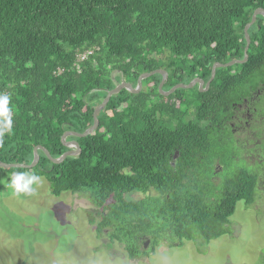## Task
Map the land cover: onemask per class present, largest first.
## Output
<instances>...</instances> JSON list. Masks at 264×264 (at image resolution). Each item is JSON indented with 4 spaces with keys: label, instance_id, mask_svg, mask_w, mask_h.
Masks as SVG:
<instances>
[{
    "label": "trees",
    "instance_id": "obj_1",
    "mask_svg": "<svg viewBox=\"0 0 264 264\" xmlns=\"http://www.w3.org/2000/svg\"><path fill=\"white\" fill-rule=\"evenodd\" d=\"M259 8L264 0H0V93L11 96L13 115L0 161L31 164L37 146L60 157L69 150L67 131L93 125L94 110L114 88L111 72L135 73L136 83L157 69L154 55L165 50L184 64L192 59L188 70L209 81L215 63L244 58V29ZM249 35L248 60L218 68L194 103H184L180 90L170 98L181 103H146L152 94L165 99L159 76L144 94L113 96L90 135L69 137L81 147L77 157L54 164L40 150L34 168L0 170H29L47 179L52 195L77 193L107 209L97 234L109 228L111 244L123 245L130 258L144 253L145 237L153 249L162 239L209 244L227 234L238 202L251 205L256 197L258 174L246 168L218 187L209 179L223 157L218 128L232 103L264 78V17ZM88 49L94 53L77 61ZM176 81L183 79L169 85ZM133 192L145 197L126 200Z\"/></svg>",
    "mask_w": 264,
    "mask_h": 264
},
{
    "label": "rangeland",
    "instance_id": "obj_2",
    "mask_svg": "<svg viewBox=\"0 0 264 264\" xmlns=\"http://www.w3.org/2000/svg\"><path fill=\"white\" fill-rule=\"evenodd\" d=\"M154 57L155 70H163L167 74H172L177 68L187 71L193 64L192 59L182 63L169 50ZM171 63H174L172 67ZM113 72L110 77L114 88L108 91L114 90L119 81V77L113 78ZM159 76L154 74L143 80L140 93L154 88ZM192 81L183 79L179 84L192 85ZM171 89L168 85L163 86L164 92ZM178 90L185 99H193L200 87L192 85ZM124 94L126 97L127 93ZM262 100L264 103V98ZM186 110L183 104L181 111ZM258 112L264 115L261 104ZM218 140L217 152L220 151L223 157L215 177L213 174L209 177L213 186L218 187L241 168L256 172L259 178L254 203L238 202L234 215L230 217L228 232L220 238L209 244L200 239L184 241L182 246L177 242L170 245L167 239H162L153 249L151 238L145 237L144 242L149 239L150 243L144 248V253L130 258L123 245L118 242L111 244L109 228H105L101 236L97 234L96 228L107 209L95 206L77 193L52 195L45 177L34 195H16L7 187L12 172L0 170V181H4L0 183V264H264V140L240 134L230 140L218 136ZM195 185L192 183L185 190L192 194L196 192ZM149 195H156V192L151 191ZM144 197L141 192H133L125 198L138 200ZM111 201L108 200V205Z\"/></svg>",
    "mask_w": 264,
    "mask_h": 264
},
{
    "label": "flooded vegetation",
    "instance_id": "obj_3",
    "mask_svg": "<svg viewBox=\"0 0 264 264\" xmlns=\"http://www.w3.org/2000/svg\"><path fill=\"white\" fill-rule=\"evenodd\" d=\"M179 70L180 68H177L176 70L174 69L172 74H167V78L165 79L164 85H168L169 88H172L175 85L179 84L180 82L176 81L175 85L170 86L169 84L171 82H175L177 78L186 79L191 74L193 75V78L191 80H194V79L203 80L204 82L203 87H205L206 83L208 82V81L206 82L203 78H201L202 73L200 72L192 73L190 72V70H187V71L186 70L179 71ZM131 75L134 77L135 73H132ZM113 76L116 78L119 77L118 82L124 81L126 83H130L131 85H133V87H136L137 85V81L136 83L132 84V81H133L132 76L121 74L118 71H114ZM162 80L163 79L161 76L160 83ZM159 85H158V88H159ZM195 85H198V84H195ZM200 92H204V91H201V88H200ZM172 94L170 95L162 94L165 97V99L157 96L156 94H152L150 99L146 103H181V101H178L175 98L171 99L170 96ZM197 97H198V94L193 99H186L184 103H194ZM263 98H264V78L263 79L261 78L259 82H257V84L255 85V87L253 86V87L248 88L247 93H244V96L242 97L241 102L232 103V109L230 111V115L226 119L224 125L218 128L220 129L218 132V136H222L230 140V139H235L237 134H240L242 136L254 135L255 137H259L264 140V115L258 112L260 104L264 106V103L262 102ZM226 135H228V137H226ZM220 160L221 159L219 158L215 159L214 172L218 171L217 168L219 167ZM213 177H215V175Z\"/></svg>",
    "mask_w": 264,
    "mask_h": 264
},
{
    "label": "water",
    "instance_id": "obj_4",
    "mask_svg": "<svg viewBox=\"0 0 264 264\" xmlns=\"http://www.w3.org/2000/svg\"><path fill=\"white\" fill-rule=\"evenodd\" d=\"M258 16L264 17V9H262V8L256 9L254 11L253 15H252L251 21L246 25V27L244 29V34H245V38H246V45H245V49H244V58L242 60L234 59V60H232V61H230V62H228L226 64L215 63L213 65V67H212L211 78L206 83L205 87H203V83L204 82L201 79H194L192 81V85L198 84L199 87L201 88V91H206L209 88L210 83L214 79V77L216 75V71H217L218 68H227V67L233 66L235 64H243V63H245L248 60V52H249L250 45H251V38H250V35H249V30L256 23ZM154 74H160L162 76L163 80L161 81V83L159 85V90H160V93H162L163 95H170V94L174 93L175 91H177L180 88L184 89V88H189V87L192 86V85L177 84L174 87H172V89L170 91L164 92L163 91V86H164V83H165V79L167 78V73L165 71H163V70H155V71L146 72V73L140 75L138 77L136 87H133V85H131L130 83H126L124 81L117 82V85H116L115 89L112 90V91H107L106 96L104 97V99L101 102V104L99 106H97L96 109L94 110V113H93L94 123H93V125L91 127L86 129L82 133L74 132V131H67L63 135V137H62L63 143L65 144V146L69 150L66 151L64 154H62L60 157L53 158L45 147L37 146V147L34 148V151H33L34 158H33V161H32L31 164H26V163H6V162H3V161H0V168H3V169H10V168L32 169L39 162V151L40 150L43 151L46 154V156L50 159V161L53 162L54 164H60L68 157H77L81 153V147L79 146V144L77 142H68L67 139L69 137L83 138V137H86V136L90 135L95 130H97L99 128V125H100L99 114L107 107L110 99L113 96L118 95L123 89H127L131 93H135V94L140 93L143 80L151 77ZM177 156H178V153H176L175 158ZM149 243H150V240L147 239L144 242V248H147Z\"/></svg>",
    "mask_w": 264,
    "mask_h": 264
},
{
    "label": "clouds",
    "instance_id": "obj_5",
    "mask_svg": "<svg viewBox=\"0 0 264 264\" xmlns=\"http://www.w3.org/2000/svg\"><path fill=\"white\" fill-rule=\"evenodd\" d=\"M11 96L0 93V143L3 137L13 131V115L10 107ZM4 183V181H0ZM43 183V177L29 170L13 171L8 178L7 187L13 189L16 195L31 196L36 193V188Z\"/></svg>",
    "mask_w": 264,
    "mask_h": 264
},
{
    "label": "built area",
    "instance_id": "obj_6",
    "mask_svg": "<svg viewBox=\"0 0 264 264\" xmlns=\"http://www.w3.org/2000/svg\"><path fill=\"white\" fill-rule=\"evenodd\" d=\"M94 53V50L88 49L82 53L77 54V61L82 62L86 61L92 54Z\"/></svg>",
    "mask_w": 264,
    "mask_h": 264
}]
</instances>
